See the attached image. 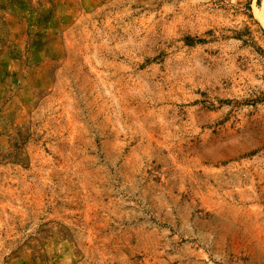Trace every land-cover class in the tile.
I'll return each mask as SVG.
<instances>
[{
	"label": "rangeland",
	"instance_id": "obj_1",
	"mask_svg": "<svg viewBox=\"0 0 264 264\" xmlns=\"http://www.w3.org/2000/svg\"><path fill=\"white\" fill-rule=\"evenodd\" d=\"M0 264H264V0H0Z\"/></svg>",
	"mask_w": 264,
	"mask_h": 264
}]
</instances>
